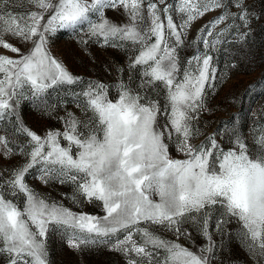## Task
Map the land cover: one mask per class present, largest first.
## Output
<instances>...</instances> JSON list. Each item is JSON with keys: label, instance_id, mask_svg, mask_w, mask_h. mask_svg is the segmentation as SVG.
Instances as JSON below:
<instances>
[{"label": "snow or ice", "instance_id": "6c2138e0", "mask_svg": "<svg viewBox=\"0 0 264 264\" xmlns=\"http://www.w3.org/2000/svg\"><path fill=\"white\" fill-rule=\"evenodd\" d=\"M211 11L220 14L188 41ZM261 16L248 0H0V124L11 122L17 138L0 135V159L22 158L0 166L2 264H51L53 237L78 252L107 248L124 264H222L233 222L236 238L264 260V120L251 141L235 115L211 135L199 127L220 80L216 53L247 43ZM62 31L85 50L123 51L126 66L109 69L113 83L75 75L50 46ZM186 47L193 53L182 58ZM27 103L56 114L62 129L31 130L21 116ZM30 179L70 185L63 198L103 214L73 211Z\"/></svg>", "mask_w": 264, "mask_h": 264}, {"label": "rangeland", "instance_id": "374dc122", "mask_svg": "<svg viewBox=\"0 0 264 264\" xmlns=\"http://www.w3.org/2000/svg\"><path fill=\"white\" fill-rule=\"evenodd\" d=\"M168 2L173 3L174 0H168ZM248 2L256 14L259 15L261 10H264V0H248ZM175 3H179V0H175ZM172 14L174 21L178 23L179 15L176 12ZM219 14V11H211L196 20L188 32V41L195 38L198 30ZM107 15L115 21L124 19L122 15L111 11ZM11 42L16 43L15 40ZM50 46L53 54L71 72L86 79L113 83L116 73L109 69L127 64V55L123 51L104 48L95 43H90L85 50V47L79 43V36L70 31L58 32L51 38ZM0 51L3 50L0 49ZM192 53L193 49L186 47L181 52V57ZM5 54L12 55L10 52ZM216 62L220 80L215 91L208 98L207 110L201 115L200 131L204 135H211L218 127L228 124L230 117L235 115L234 123L238 127L242 126L244 135L251 141L252 125L256 124L257 121L264 120V16L252 22V34L247 43L232 45L227 48L226 53L224 51L216 53ZM233 64L235 67H231ZM126 78L127 74H125ZM112 94L115 95V88L112 89ZM60 95H64V93L61 92ZM48 100L49 103H55L57 94L53 92ZM67 109L80 115L75 104L69 103ZM58 113L59 115L64 114V106L58 109ZM21 116L24 124L40 135L49 129H62V122L56 118V114L51 117L46 116L31 103L22 105ZM0 135H7L9 139H17L13 136L11 122L7 125L0 124ZM204 135L197 137V142L204 139ZM224 146L227 147L228 145L225 144ZM172 154L177 155L175 152ZM21 159L19 155H15L11 159H0V166L11 167L20 162ZM29 183L44 195H49L56 200L62 199L65 206L70 207L73 211L82 210L91 214H103L98 205L85 204L83 207H78L70 199L63 198L62 194L64 193L71 195L72 188L70 185L45 186L37 179H30ZM185 227L193 233L196 245L204 243L192 227L188 225ZM231 229L233 239L226 243L222 251L217 253L222 264H264V260L250 254L246 246L236 238L235 233L238 226L235 222L231 225ZM164 235L174 239L169 233ZM179 242L195 250L189 241L181 238ZM49 248L51 264H124V258L119 253L109 251L107 248L78 252L67 247L58 237H53Z\"/></svg>", "mask_w": 264, "mask_h": 264}]
</instances>
